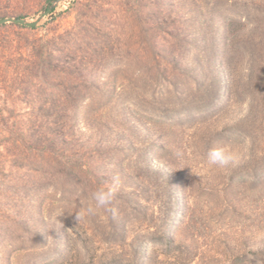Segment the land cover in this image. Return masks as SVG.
Returning a JSON list of instances; mask_svg holds the SVG:
<instances>
[{
  "label": "rangeland",
  "instance_id": "obj_1",
  "mask_svg": "<svg viewBox=\"0 0 264 264\" xmlns=\"http://www.w3.org/2000/svg\"><path fill=\"white\" fill-rule=\"evenodd\" d=\"M51 1L0 0V19H34ZM38 34L96 51L75 75L82 97L50 117L68 131L70 159L93 154L104 184L119 174L117 204L137 222L171 207L187 264H264V0H71ZM24 102L19 112L32 108ZM217 144L238 161L209 166ZM49 178L44 216L56 240L0 250V264H57L66 221L94 206L83 179ZM86 216L93 227L107 219L104 209Z\"/></svg>",
  "mask_w": 264,
  "mask_h": 264
},
{
  "label": "trees",
  "instance_id": "obj_2",
  "mask_svg": "<svg viewBox=\"0 0 264 264\" xmlns=\"http://www.w3.org/2000/svg\"><path fill=\"white\" fill-rule=\"evenodd\" d=\"M40 29L0 26V250L12 254L37 252L56 240L44 216L49 176L61 186L83 179V189L92 192L109 184L96 176L93 154L70 159L64 142L68 131L50 119L82 95L75 75L84 66L81 60L96 51L87 44L81 53L63 44L65 35L49 39L38 34ZM19 100L31 105L30 111L19 112ZM167 192L172 198L174 189ZM110 207L104 209L107 219L94 227L82 219L66 221L60 236L64 254L57 264H187L185 246L172 237L171 207L162 220L152 215L138 222L117 199ZM136 222L146 224L136 227ZM98 229L103 233H94ZM82 250L80 260L74 253Z\"/></svg>",
  "mask_w": 264,
  "mask_h": 264
},
{
  "label": "clouds",
  "instance_id": "obj_3",
  "mask_svg": "<svg viewBox=\"0 0 264 264\" xmlns=\"http://www.w3.org/2000/svg\"><path fill=\"white\" fill-rule=\"evenodd\" d=\"M238 161L237 153L228 144H217L211 147L206 154V162L209 166H218L226 168ZM121 187V179L119 174H113L111 184L107 187L98 188L93 194L92 199L94 206L82 209L75 215L77 221L86 215L95 214L98 209L111 210V205L116 199L117 193Z\"/></svg>",
  "mask_w": 264,
  "mask_h": 264
},
{
  "label": "water",
  "instance_id": "obj_4",
  "mask_svg": "<svg viewBox=\"0 0 264 264\" xmlns=\"http://www.w3.org/2000/svg\"><path fill=\"white\" fill-rule=\"evenodd\" d=\"M70 3L71 0H52L50 4L34 19L3 18L0 19V26L13 24L26 28H40L58 15L62 11L63 7L69 5Z\"/></svg>",
  "mask_w": 264,
  "mask_h": 264
}]
</instances>
